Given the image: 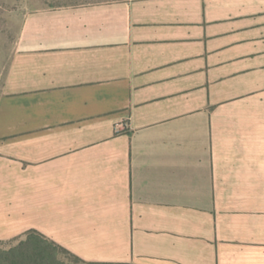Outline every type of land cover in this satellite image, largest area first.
Returning a JSON list of instances; mask_svg holds the SVG:
<instances>
[{
	"label": "crops",
	"instance_id": "crops-1",
	"mask_svg": "<svg viewBox=\"0 0 264 264\" xmlns=\"http://www.w3.org/2000/svg\"><path fill=\"white\" fill-rule=\"evenodd\" d=\"M57 10L24 20L2 72L0 242L264 264V0Z\"/></svg>",
	"mask_w": 264,
	"mask_h": 264
},
{
	"label": "rangeland",
	"instance_id": "rangeland-1",
	"mask_svg": "<svg viewBox=\"0 0 264 264\" xmlns=\"http://www.w3.org/2000/svg\"><path fill=\"white\" fill-rule=\"evenodd\" d=\"M113 0H0V84L2 72L16 44L22 38L24 20H31L38 13L37 18H49L46 13H57L58 8L71 5H90L105 3ZM40 14H44L41 15ZM26 16L28 18L26 19ZM55 36V33L45 34Z\"/></svg>",
	"mask_w": 264,
	"mask_h": 264
},
{
	"label": "trees",
	"instance_id": "trees-1",
	"mask_svg": "<svg viewBox=\"0 0 264 264\" xmlns=\"http://www.w3.org/2000/svg\"><path fill=\"white\" fill-rule=\"evenodd\" d=\"M0 264H105L86 263L44 236L30 233L0 242Z\"/></svg>",
	"mask_w": 264,
	"mask_h": 264
},
{
	"label": "built area",
	"instance_id": "built-area-1",
	"mask_svg": "<svg viewBox=\"0 0 264 264\" xmlns=\"http://www.w3.org/2000/svg\"><path fill=\"white\" fill-rule=\"evenodd\" d=\"M119 128H122V126H121V125H119Z\"/></svg>",
	"mask_w": 264,
	"mask_h": 264
}]
</instances>
